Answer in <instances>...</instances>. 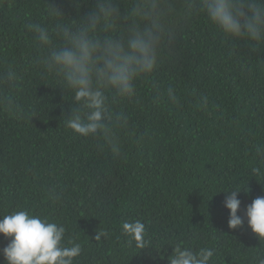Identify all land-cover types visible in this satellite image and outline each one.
Segmentation results:
<instances>
[{"label":"trees","instance_id":"16d2710c","mask_svg":"<svg viewBox=\"0 0 264 264\" xmlns=\"http://www.w3.org/2000/svg\"><path fill=\"white\" fill-rule=\"evenodd\" d=\"M48 2L75 17L76 3L82 15L92 0ZM44 6L0 0V60L22 73V99L34 92L41 100V116L29 123L0 114V217L28 210L61 223L83 248L74 264H168L169 241L213 247L216 264H254L259 240L246 219L228 227L224 202L225 191L246 187L237 196L244 217L264 196V178L250 174L252 145L264 140V47L224 41L202 16L181 18L172 59L154 78L161 87L172 83L181 102H157L144 88L141 102L126 106L134 131L114 157L65 127L71 95L44 85L30 66L35 49L23 25L43 18ZM201 95L206 110L198 106ZM53 192L62 198L54 201ZM128 220L145 223L148 246H129L120 231ZM99 231L109 235L97 242ZM8 242L0 234V249Z\"/></svg>","mask_w":264,"mask_h":264},{"label":"clouds","instance_id":"9594fccd","mask_svg":"<svg viewBox=\"0 0 264 264\" xmlns=\"http://www.w3.org/2000/svg\"><path fill=\"white\" fill-rule=\"evenodd\" d=\"M79 8L77 2V15L68 17L45 0L44 17L26 19L23 27L35 49L30 66L39 80L48 82L44 85L54 83L64 96L71 95V106L63 115L65 127L94 139L114 157L122 155L124 140L134 131L126 106L138 105L144 88L152 91L157 102L173 106L181 102L172 83L161 87L154 79L172 59L181 18L202 16L224 41L264 47V0H92L84 14ZM22 79L16 66L0 60V114L29 123L41 116L37 110L41 100L34 92L30 100L21 98ZM208 103L206 96L199 97L201 109L206 110ZM252 152L250 174L264 178V140L256 141ZM242 189L247 191L246 187L225 191L228 227L239 229L246 219L259 240L254 264H264V196L247 205L241 217L237 196ZM50 196L59 201L63 193ZM120 231L129 246L143 249L149 245L146 225L140 220L122 222ZM0 234L9 240L0 249L3 264H74L83 252L81 243L66 237L61 223L28 210L0 217ZM108 235L99 231L95 241ZM165 245L172 248L168 264H216L219 256L206 245L193 247L182 241ZM153 248L159 251L162 246Z\"/></svg>","mask_w":264,"mask_h":264}]
</instances>
